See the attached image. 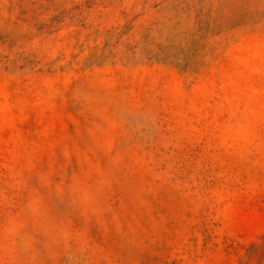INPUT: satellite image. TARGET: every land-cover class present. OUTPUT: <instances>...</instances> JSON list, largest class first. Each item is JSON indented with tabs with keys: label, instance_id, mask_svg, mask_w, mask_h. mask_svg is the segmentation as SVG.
Instances as JSON below:
<instances>
[{
	"label": "rangeland",
	"instance_id": "1",
	"mask_svg": "<svg viewBox=\"0 0 264 264\" xmlns=\"http://www.w3.org/2000/svg\"><path fill=\"white\" fill-rule=\"evenodd\" d=\"M0 264H264V0H0Z\"/></svg>",
	"mask_w": 264,
	"mask_h": 264
}]
</instances>
